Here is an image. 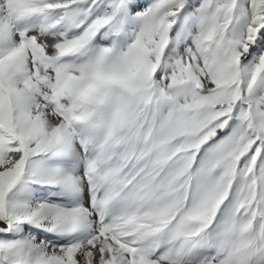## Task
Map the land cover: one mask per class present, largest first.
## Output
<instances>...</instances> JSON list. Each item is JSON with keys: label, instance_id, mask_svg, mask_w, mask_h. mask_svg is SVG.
Wrapping results in <instances>:
<instances>
[{"label": "snow or ice", "instance_id": "6c2138e0", "mask_svg": "<svg viewBox=\"0 0 264 264\" xmlns=\"http://www.w3.org/2000/svg\"><path fill=\"white\" fill-rule=\"evenodd\" d=\"M0 264H264V0H0Z\"/></svg>", "mask_w": 264, "mask_h": 264}]
</instances>
